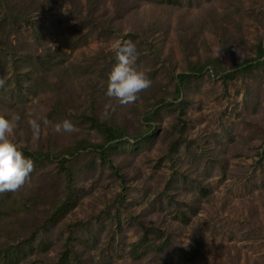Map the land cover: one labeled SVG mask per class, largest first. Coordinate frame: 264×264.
<instances>
[{"label": "rangeland", "instance_id": "1", "mask_svg": "<svg viewBox=\"0 0 264 264\" xmlns=\"http://www.w3.org/2000/svg\"><path fill=\"white\" fill-rule=\"evenodd\" d=\"M171 1L0 0V117H19L9 134L18 150L54 156L33 165L11 201L0 192V246L26 250L28 264L53 262L70 225L83 264H264V64L222 76L256 56L264 0ZM18 14L27 22L13 24ZM104 19H118L119 32ZM124 40L151 86L120 105L105 92ZM38 54L54 56V70L28 62ZM214 59L220 67L191 76L174 100V77ZM149 111L150 141L133 140L148 131ZM90 116L127 133L112 166L90 150L63 154L78 141L101 142ZM64 120L76 130L55 132ZM41 246L48 252L36 256Z\"/></svg>", "mask_w": 264, "mask_h": 264}, {"label": "trees", "instance_id": "2", "mask_svg": "<svg viewBox=\"0 0 264 264\" xmlns=\"http://www.w3.org/2000/svg\"><path fill=\"white\" fill-rule=\"evenodd\" d=\"M88 2H91V0H87ZM151 2V0H148ZM164 5L171 6L173 3L171 0H161V2ZM135 13H133L134 15ZM131 16V15H130ZM13 24H18L19 22H27L26 16L24 15H16L12 17ZM117 20L111 21V20H106L104 19L103 24L105 27H111L115 28V31L118 33L119 30L116 27ZM140 36L139 33H135L132 36H129L128 34L125 35V37H131L133 38L134 36ZM143 37V36H142ZM145 44L150 45L149 42L145 41ZM155 52V51H154ZM158 52V51H157ZM156 52V53H157ZM51 53V52H50ZM54 53V52H53ZM52 54V53H51ZM32 61L28 58V62H35L39 67L42 68V70L45 72V74L49 73V71L54 70V56L46 55V54H38L36 55ZM21 61V60H20ZM254 62V63H252ZM208 64H213L214 67L219 68L220 64L218 59H214L212 63L210 61L204 63V64H188V71L182 74H177L174 77L175 84H174V89H175V97L174 100H178L181 97V90L185 84V82L191 77V76H198L200 75L208 66ZM264 64V40L259 41V43L256 45V56L254 58H247L244 61L240 62L237 67L240 68L239 71H235L234 73L232 72H225L223 73V78L229 79L233 78V76H236L239 74L241 71H245L248 69H253V68H258L261 67ZM222 70V69H221ZM224 72V71H222ZM219 72H216V75ZM165 99H160L156 101V104H163L165 103ZM176 108L179 109L180 111V116L183 113V105L182 102L180 101L177 103L175 106ZM152 113H155V111H151ZM151 112H146L145 116V121L148 123V131H145L141 133V135H138L136 137H133V140H137L142 137L141 142L145 141H150L152 135H153V130H152V125L149 124L150 122V114ZM88 121L90 125L95 128L100 134H101V142L100 143H86L84 141H78L72 146L67 147L64 149L63 154L68 155V156H75L76 153L80 151H93L98 153L100 156V159L110 166L114 164V161L112 159L113 155L116 153L118 148H121L123 145L128 144L129 139H124L127 136V133L125 130L119 126H114L108 123H105L104 121H99L95 116H90L88 117ZM173 147V146H172ZM22 154L24 157L30 158L33 162V165H40L45 161H50L54 160V156L48 152H42V151H29L27 149H22L21 150ZM62 154L58 155L59 158H57V166L63 170L65 173V178H66V183H67V193H71V188L73 184V177H72V172L69 171V168L66 167V163L68 162L66 159H64ZM61 157V158H60ZM16 196L14 194V191H6L4 194V198L8 201H11L13 197ZM60 208V207H59ZM57 212H60L58 208H56ZM80 225H83L82 223ZM70 231L69 235L67 236V239L65 240L63 246H61V250L59 253H57L55 260L51 262L50 264H83L82 259L78 256V251L76 249V245L78 244L75 240L76 238V233L74 232L76 229V225H70L68 228ZM147 240V238H145ZM144 240H140L137 244L132 245V249L130 251L131 255L133 256L134 259H138L140 257H136L135 254L139 250H141ZM4 244V243H0ZM28 244V243H27ZM30 248L31 245H27ZM152 247V245H149ZM28 247V248H29ZM29 248V249H30ZM47 246H41L40 249L37 250L38 254L36 256H44L47 254ZM146 247H144L145 250ZM36 251V250H35ZM143 252V251H142ZM29 254L26 253V250L21 249L18 245L14 246H0V264H28V258ZM39 262V261H38ZM33 261L34 264L38 263Z\"/></svg>", "mask_w": 264, "mask_h": 264}, {"label": "clouds", "instance_id": "3", "mask_svg": "<svg viewBox=\"0 0 264 264\" xmlns=\"http://www.w3.org/2000/svg\"><path fill=\"white\" fill-rule=\"evenodd\" d=\"M135 44L131 40L117 41L114 45L115 64L108 78L105 94L120 105H127L138 99V93L151 86V80L145 72L133 67L136 58ZM18 116L9 119L0 117V192L15 191L20 188L33 169L30 158L24 157L17 146L9 139V134L15 127ZM47 125L49 121L43 119ZM32 130V139L37 140L40 134V123L37 119L29 121ZM57 133L73 132L74 125L64 120L53 125Z\"/></svg>", "mask_w": 264, "mask_h": 264}]
</instances>
